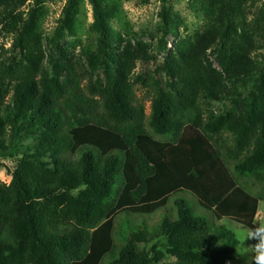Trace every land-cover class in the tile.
Masks as SVG:
<instances>
[{"label": "trees", "instance_id": "obj_1", "mask_svg": "<svg viewBox=\"0 0 264 264\" xmlns=\"http://www.w3.org/2000/svg\"><path fill=\"white\" fill-rule=\"evenodd\" d=\"M9 1L0 0L1 19L24 55L13 64L0 55V154L19 152L27 132L37 134L38 145L22 151L10 183L0 181V264L237 259L240 240L219 222L252 227L264 200V100L247 116L216 114L211 102L224 99L225 77L207 55L218 43L230 47V78L255 69L232 37L238 29L229 10L236 7L205 3L211 26L166 62L169 84L158 87L147 115L135 70L148 53L111 25L112 0H92L117 68L103 88L84 84L91 77L72 50L51 74L35 17ZM75 10L71 0L67 14ZM259 15L264 20V7ZM158 210L163 216L154 224L129 223ZM166 253L172 263L162 262Z\"/></svg>", "mask_w": 264, "mask_h": 264}, {"label": "rangeland", "instance_id": "obj_2", "mask_svg": "<svg viewBox=\"0 0 264 264\" xmlns=\"http://www.w3.org/2000/svg\"><path fill=\"white\" fill-rule=\"evenodd\" d=\"M71 0H11L16 12L24 17L32 13L38 30L42 34L47 55L46 67L54 73V66L65 63L67 50L74 51L83 61L88 77L84 84L94 83L98 88L108 84V77L116 72V65L111 61L112 47L104 38L95 3L92 0H74L76 10L67 14ZM236 7L230 22H234L238 32L232 35L239 48L248 53L255 62V69L250 73L229 77L231 70V49L223 48L220 43L207 52L210 62L222 72L224 90L222 101H212L211 107L216 114L236 113L247 116L264 100V20L260 17L264 0H229ZM117 16L111 21L116 30L123 33L133 45L143 44L148 56L138 62L136 67L137 82L135 91L137 100L145 104L147 115L151 111V102L159 86H168L169 76L165 64L178 56L181 43L194 40L198 33L211 26L212 20L204 10L208 0H112ZM109 1L107 2V4ZM0 9V55L8 57V64L22 61L24 53L14 48L15 32L1 19ZM227 15H225L226 17ZM102 44V45H101ZM8 49V50H5ZM63 72V71H62ZM231 74V73H230ZM232 75V74H231ZM8 130V129H7ZM10 130V128H9ZM37 134L27 132L16 144L19 150L13 156L0 154V181L10 183L12 171L21 162L23 150L34 149L38 145ZM80 189L71 194L77 196ZM189 194V193H188ZM190 195V194H189ZM190 198V197H189ZM195 207L197 199L191 196ZM172 204V201H170ZM202 213L201 210H198ZM163 211L155 215H137L131 222L144 224L148 218L153 223L161 220ZM257 221L264 222V200L260 201ZM129 223L125 222L127 226ZM219 223L233 231L240 240L239 256L231 264H247V256H242V247H249L253 240L242 241L247 226L234 220L223 218ZM117 231L121 227L117 223ZM164 241V240H163ZM165 251L164 247H160ZM173 256L166 253L162 262L172 263Z\"/></svg>", "mask_w": 264, "mask_h": 264}, {"label": "clouds", "instance_id": "obj_3", "mask_svg": "<svg viewBox=\"0 0 264 264\" xmlns=\"http://www.w3.org/2000/svg\"><path fill=\"white\" fill-rule=\"evenodd\" d=\"M255 240L249 247H242V256H247V264H264V222L254 220L253 226L246 229L242 241Z\"/></svg>", "mask_w": 264, "mask_h": 264}]
</instances>
